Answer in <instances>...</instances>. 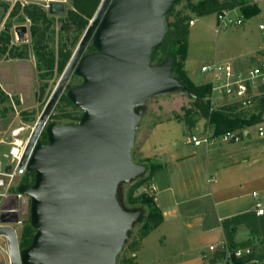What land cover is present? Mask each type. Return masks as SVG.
Segmentation results:
<instances>
[{
    "label": "water",
    "instance_id": "water-1",
    "mask_svg": "<svg viewBox=\"0 0 264 264\" xmlns=\"http://www.w3.org/2000/svg\"><path fill=\"white\" fill-rule=\"evenodd\" d=\"M179 1H100L30 135L23 163L34 182L18 190L31 197L35 233L21 248L15 229L0 226L11 264H117L144 214L119 197L123 183L147 170L132 157L143 106L169 93L197 97L174 73L173 57L154 62ZM48 11L64 14L65 4L52 0ZM26 29L17 26L20 41ZM73 75L81 82L68 87ZM64 92L82 110L80 119L48 122Z\"/></svg>",
    "mask_w": 264,
    "mask_h": 264
},
{
    "label": "rangeland",
    "instance_id": "rangeland-1",
    "mask_svg": "<svg viewBox=\"0 0 264 264\" xmlns=\"http://www.w3.org/2000/svg\"><path fill=\"white\" fill-rule=\"evenodd\" d=\"M199 0H180L179 3L175 5L174 11L169 16V22L172 25L173 29L176 30L175 22L177 19L188 18V20H184L182 23L183 26H186L189 30L187 35V54L185 59L183 60V67L186 71L187 75L193 80L194 84L199 85L200 83H208L206 82L208 78H205V74L201 72V66L205 62H211L214 60H225L232 59L234 62H239L240 56L237 57L239 53H242L243 49L238 48L241 44L240 36L241 29H245L246 26L253 25L257 26V24L262 20L261 16H251L244 17V22L242 25H230L227 27H221L218 29L216 13L221 9L228 8L230 0H221L222 7H220L215 12L205 15L199 16L198 13L191 9L192 4H195ZM250 2H257L258 5L264 9V0H248ZM29 2L34 3H42L43 0H29ZM73 0H68L66 2V8L64 14H51L49 15L51 18V23L46 26L45 29V38L40 43L39 47L41 49H37L42 54V58L39 59L36 54V49L33 47L32 42V20L29 30V37L26 41H19L16 39V34L14 31V26L19 23H23L24 20L21 19V16L15 14H11L9 11V6L5 3L4 0H0V32L7 31L10 35V43L9 48L13 47V52H17L21 49H25L27 47V56L23 59H17L19 57H15L13 53L7 52L0 57L4 61V65L6 66V70L12 71V81L14 82L12 87L14 89L4 87L0 84V138L4 136V131L13 124H19L18 120L15 119V111L13 108V103L11 101L8 92L12 94L14 101L19 98L20 95L23 96L24 103H22L18 108L22 110V120L27 123H33L37 120L39 114L44 108L47 100L49 99L57 81L59 80L67 61H69V57L72 56L74 50L76 49L85 29L79 30L75 24L72 22V18H69V10L73 9ZM238 8V7H237ZM74 10V9H73ZM191 20H194V23H191ZM90 21V20H89ZM69 22L70 26L68 28L63 27V23ZM45 27V26H43ZM42 29V28H41ZM261 38L264 39V32ZM36 40V39H35ZM185 38L183 35L178 36V32L171 33L168 35L164 47L159 50L157 58L155 59V63L158 62L159 59L164 58L166 54L171 50H176L184 42ZM19 46V47H18ZM87 50H90V46ZM6 57H10L12 59L8 60ZM179 57V56H178ZM5 58V59H4ZM180 58V57H179ZM28 62V69L23 71L25 81L20 82V78L17 77V71L21 68V62ZM241 65L242 63L239 62ZM20 67V68H19ZM41 78V79H40ZM81 78L75 75L72 76L68 87L74 86L78 84ZM43 86L44 90H40V87ZM66 92H64L65 94ZM193 98L188 96L187 94H179V93H169L166 95H160L150 98L144 104V116L140 121L136 138L132 150V157L134 160H138L139 158V149L142 145L143 140L148 136L149 133L153 131V144L152 150L160 152L164 154V152L169 153L168 151H184L191 152L193 149L197 147H193L192 144L187 143L186 139L190 132L192 133H202L206 125L201 126L200 122H202V117L192 111ZM226 99H220L221 104H226ZM230 106L235 108L231 113H236L239 111L238 107L234 104H228L221 107ZM191 109V110H190ZM74 111L72 106L66 101L60 100L56 104L49 121H59L58 119L63 120V115L67 112ZM77 112V113H76ZM76 114L81 115V110H75ZM28 119H26V118ZM35 118V120H34ZM14 120V121H13ZM172 120V121H168ZM162 121H168L157 129L154 128V124ZM61 122V121H59ZM198 124V128L192 127V124ZM259 125H254L250 129L249 137L244 135V138L241 142H238L236 145L242 146L244 144H252L259 145L264 143V137L259 134L258 128ZM153 126V127H152ZM152 127V128H151ZM200 128V129H199ZM235 130V129H234ZM242 131V129H236ZM27 132L25 133V135ZM214 144H229L231 150L233 152L239 154V151H243V148H238L232 143H213ZM205 145L199 147V149H203ZM205 146L207 148L210 147ZM156 147V148H155ZM9 146L5 144L0 145V151H8ZM225 148V147H223ZM167 155V154H166ZM257 155V156H253ZM264 155L262 151H256L252 154L254 159H260ZM205 157H203L204 159ZM152 161H156V159H151ZM215 178V177H213ZM22 180V177H18L16 179V184ZM133 181V182H132ZM131 182L123 183L121 190L125 191V193L133 187V185L139 184L141 179L132 180ZM133 183V184H132ZM154 186V185H153ZM156 188V187H155ZM147 190L150 194H153L155 189L152 188V183H146L140 187H136L134 190V195L139 194L141 191ZM30 214L23 215V221L27 222L29 220ZM250 227H254L258 232L255 234L260 236V238H264V217L255 219L252 221ZM140 223H136L132 229L131 237L128 242L119 253L117 258V264H124L127 260H133L134 257H131V253L136 251L141 244H143V240L146 237H140ZM19 240L21 238V234L23 231V225L17 226ZM148 240H151L152 246H149L148 251L145 253L146 257H150L153 250H155V240H162V229H157L151 231L148 235ZM227 242L232 246L240 247V246H250L253 250L252 256L256 257L254 253V244L245 243V242H236L233 241L232 238H226ZM261 240V239H260ZM214 244V242H213ZM0 246L7 247L6 238L4 235H0ZM209 246V245H208ZM157 249V248H156ZM6 253L0 247V260L6 262L7 259L5 257ZM215 256L210 254L209 257H205L204 259L211 258ZM218 256H215L217 258ZM259 261V260H258ZM258 263V262H257ZM256 263V264H257Z\"/></svg>",
    "mask_w": 264,
    "mask_h": 264
},
{
    "label": "crops",
    "instance_id": "crops-1",
    "mask_svg": "<svg viewBox=\"0 0 264 264\" xmlns=\"http://www.w3.org/2000/svg\"><path fill=\"white\" fill-rule=\"evenodd\" d=\"M237 12L241 13L239 9ZM257 16L262 17L257 26L241 29L242 45L238 48L243 51L237 57L240 56L242 65H250L264 55V39L261 38L264 29L259 27L264 22L263 8ZM21 63L17 71L20 82L25 81L23 71L29 67L27 61ZM3 65L1 59L0 84L11 88L14 83L12 71ZM260 108H263L260 124H264V95L248 113ZM168 121L158 122L154 128ZM206 122L208 120L202 117L200 125L204 126ZM195 127H199L197 123H193L191 128ZM208 127L210 124L205 129ZM244 131L249 137L250 129ZM152 139L153 131L143 140L136 161L156 159L155 162L162 165L149 182L156 187L153 191L155 201L163 214L162 222L154 230L162 229L163 239L154 241L155 250L146 257L147 249L152 246V241L146 236L143 244L131 253L133 260L124 264H212L202 254H211L209 246L226 238L254 244V253L259 260L257 264H264V238L257 236V229L248 223L264 217V214H257L255 205L257 201L264 202V155L258 160L253 157L257 155L252 156L256 151L264 152V143L242 146L232 143L243 148L239 154L233 152L229 144H214L203 149L197 146L187 153L168 151L161 154L151 149L155 144Z\"/></svg>",
    "mask_w": 264,
    "mask_h": 264
},
{
    "label": "built area",
    "instance_id": "built-area-1",
    "mask_svg": "<svg viewBox=\"0 0 264 264\" xmlns=\"http://www.w3.org/2000/svg\"><path fill=\"white\" fill-rule=\"evenodd\" d=\"M4 1L8 3L9 11L17 3H20L22 7L29 3V0ZM43 1L39 4L48 11L52 0ZM57 1L63 2L66 8L68 0ZM237 9L239 8L222 9L216 13L218 29L243 24L244 15L238 13ZM191 23H194V20H191ZM19 24L26 25L27 29L23 40L26 41L29 37L31 19L26 16L23 23ZM19 24L14 26V31L16 39L20 41L17 30ZM259 27L264 29V22H261ZM200 69L206 75L205 78H208L206 82L211 84V110L230 103L236 105L238 109L248 112L256 105L258 99L264 95V55L250 65H241L232 59H225L205 62ZM8 95L13 103L15 119L18 120L19 124H13L12 122L4 131V136L0 138V145L9 146L8 151H0V226L13 227L19 240L17 226L24 224L23 215L30 211L31 197L29 194L19 191L18 187L21 184L30 183L24 180L28 175V160L23 163V158L36 121L31 124L22 120V110L18 108L24 103L22 95L16 99V102L11 93L8 92ZM220 99H226V104H221ZM258 131L260 135H264L262 125L259 126ZM244 132V130L230 129L221 134H215L213 129L208 127L202 133L190 132L186 142L195 147L210 146L213 143H238L243 140ZM18 177H22V180L16 184ZM152 188L155 189V186L152 185ZM255 205L257 214H264V202L257 201ZM4 238H6L7 247H0L6 253L7 261L0 260V264H11L7 237L4 236ZM208 251L218 256L217 258L215 256L207 258L212 261V264H256L258 262V259L252 256L253 250L250 246L232 247L225 239L211 244ZM209 255L208 253L202 254L204 258L209 257ZM239 259L242 260L241 263L236 262Z\"/></svg>",
    "mask_w": 264,
    "mask_h": 264
},
{
    "label": "trees",
    "instance_id": "trees-1",
    "mask_svg": "<svg viewBox=\"0 0 264 264\" xmlns=\"http://www.w3.org/2000/svg\"><path fill=\"white\" fill-rule=\"evenodd\" d=\"M100 1L101 0H73L74 10L70 9L68 15H69V18H72V22H75L79 30L85 29L87 27L89 20L92 18L93 14L95 13ZM228 2L230 6L226 9H232V8L238 7L241 13L244 15V17L256 16L257 14L261 12L260 6L258 5L257 2H254V1L250 2L248 0H230V1H227V3ZM222 3L223 2L221 0H199L195 4H192L191 9L196 11L199 16H205V15H209L215 12L220 7H222ZM6 4L8 5V3ZM174 8L171 10L169 16L174 11ZM11 14L13 15L17 14L21 16L22 20H24L26 16L32 20L33 22L32 42L34 44L33 47L34 49L36 48L38 49L40 43L45 38L46 26L47 24L49 25L51 23V18L49 16L51 14L40 4L34 3V2H29L25 4L23 7L21 6L20 3H17L11 10ZM169 16H168V22H169ZM184 20L186 21L188 20V18H181L179 20L177 19V21L174 24L176 25V30L173 29L172 27L173 24L169 22L170 30L168 34L166 35L163 44L154 51V54H153L154 62H155V59L157 58L159 50L164 47V44L166 42L168 35L171 33L178 32V36L183 35V37L185 38L184 42L181 45H179V47L176 48V50L174 49V50L169 51L166 54V56L164 58L159 59L158 62H161L162 60H164L165 58L169 56L173 57L174 73L178 77H180L185 84H187L197 93V97H193V102L191 106L192 111H194L196 114L200 115L201 117L206 118L208 120V123L210 124V128L213 129L215 134H221L230 129L231 130L232 129L233 130L234 129L235 130L236 129L245 130L247 128H251L257 123L262 122L263 108H260L259 111L257 110L252 113H248L247 111H244L241 109H239V111L236 113H231L233 112L232 110H234L235 108H232L230 106L211 110V100H210L211 84L210 83H200L199 85L194 84L193 80L187 75L183 67V60L185 59L186 54H187L186 39L189 33L188 28L186 26H183L184 24L182 22ZM69 26H70L69 22L63 23V27L68 28ZM9 43H10V35L8 34L7 31L5 32L1 31L0 32V57L7 52H11L14 54L15 57H19V58H24L27 56V47L17 52H13L14 51L13 47L9 48ZM37 49L35 50L36 54L38 55L39 59H41L42 58L41 56L43 53H41L40 51H37ZM39 49L41 48L39 47ZM91 49H93L92 44L90 45V50ZM80 82L81 80L78 83ZM40 90L43 91L44 87L41 86ZM61 99L66 100L72 106L74 111L67 112L66 114H64L63 120L58 119V118L57 120L64 122V123L77 122L80 119L81 115L76 114L77 112L75 113V110L77 109L80 110V109L73 102H71V100L68 98L66 93L61 96ZM81 114H82V110H81ZM46 138H47L46 133L43 132V134L41 135V139L43 141H46L47 140ZM142 162L146 164L147 170L145 174L137 178V179L140 178L141 182H139V184L133 185V187L130 188L126 193L125 191L121 190V187H122L121 185L120 193H119V197L121 198L124 206H126L127 208H130V209L139 208V207L144 208L143 218L142 220L138 221V223L141 224L140 226V231H141L140 237L141 238L147 236L163 220L162 211L157 205L153 194H150L147 190H143L139 194L134 195L135 188L145 185L146 183L148 184L153 173L162 167L160 163L154 162L151 159H145ZM24 180L27 182L33 183L34 175L28 174ZM131 232H130L129 238L131 237ZM34 233H35V229L31 225L30 220H28L27 222H24L23 231H22L21 238H20L21 248H24L30 244ZM129 238L126 240L125 245L128 242ZM232 247H237V246H234L232 244ZM236 262L241 263L242 260L239 259Z\"/></svg>",
    "mask_w": 264,
    "mask_h": 264
},
{
    "label": "flooded vegetation",
    "instance_id": "flooded-vegetation-1",
    "mask_svg": "<svg viewBox=\"0 0 264 264\" xmlns=\"http://www.w3.org/2000/svg\"><path fill=\"white\" fill-rule=\"evenodd\" d=\"M76 76V75H75Z\"/></svg>",
    "mask_w": 264,
    "mask_h": 264
}]
</instances>
